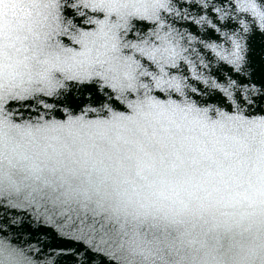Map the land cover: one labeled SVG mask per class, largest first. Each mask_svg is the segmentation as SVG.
<instances>
[{"label": "snow or ice", "instance_id": "1", "mask_svg": "<svg viewBox=\"0 0 264 264\" xmlns=\"http://www.w3.org/2000/svg\"><path fill=\"white\" fill-rule=\"evenodd\" d=\"M0 264H264V0H0Z\"/></svg>", "mask_w": 264, "mask_h": 264}]
</instances>
